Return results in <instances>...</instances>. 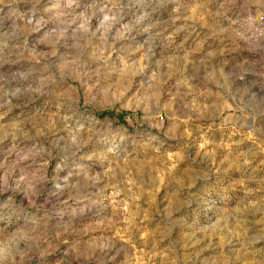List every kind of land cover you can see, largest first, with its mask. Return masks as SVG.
I'll list each match as a JSON object with an SVG mask.
<instances>
[{"label":"rangeland","instance_id":"rangeland-1","mask_svg":"<svg viewBox=\"0 0 264 264\" xmlns=\"http://www.w3.org/2000/svg\"><path fill=\"white\" fill-rule=\"evenodd\" d=\"M0 264H264V0H0Z\"/></svg>","mask_w":264,"mask_h":264}]
</instances>
